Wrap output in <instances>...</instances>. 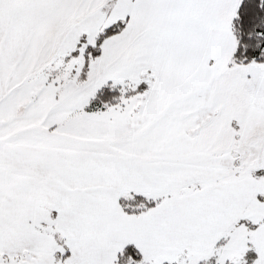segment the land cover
<instances>
[{"label": "snow or ice", "instance_id": "obj_1", "mask_svg": "<svg viewBox=\"0 0 264 264\" xmlns=\"http://www.w3.org/2000/svg\"><path fill=\"white\" fill-rule=\"evenodd\" d=\"M0 264H264V0H0Z\"/></svg>", "mask_w": 264, "mask_h": 264}]
</instances>
